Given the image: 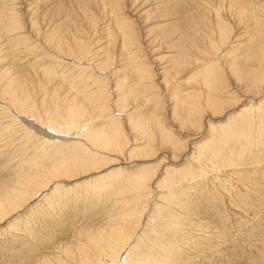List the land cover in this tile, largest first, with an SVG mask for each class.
Instances as JSON below:
<instances>
[{
    "label": "rangeland",
    "instance_id": "obj_1",
    "mask_svg": "<svg viewBox=\"0 0 264 264\" xmlns=\"http://www.w3.org/2000/svg\"><path fill=\"white\" fill-rule=\"evenodd\" d=\"M218 18H221L227 28L234 29L233 36L245 32L238 43H227L223 50L225 54H229V51L238 45L240 49L236 52L231 50V56L244 57L252 38L258 36L264 39V0H0V71L2 68H8L6 71L12 75L8 74L15 78L14 80H21L24 90L32 98H39L45 91L50 97L59 94V99L71 100L74 96L78 99L87 97V100H90V94L99 87L100 81L102 87H107L109 94L117 90L115 82L119 76L114 73L119 71L117 55L123 46V34L112 23L123 19L127 25L123 21L118 24L129 28V32L138 39V44L135 43L136 39L131 43L125 42L127 46L133 45L130 52H136L137 58L133 66L138 67L136 71L148 74L150 79L144 83L149 86L152 84L155 89L146 90L135 84L123 111L118 112L111 106L112 110L107 111L109 113L106 112V115L104 113L105 119H98L90 126L105 134L112 131L111 134L122 135L125 132L127 136L130 135L126 142H132V138H142L143 145H149L146 150L154 147L163 151L153 158L147 157L146 160H141V156H136L138 159L131 158L134 154L131 153L130 156H121L120 161V157L117 156L116 159V156L110 154L115 159L110 162L109 153L100 150L98 155L97 148L96 154L88 156L85 151L89 148L80 147L78 144L87 143L85 134L62 125L61 130L53 129L23 114L31 118L28 120L32 121L37 129L42 126L43 128L38 130L48 134L50 139L51 135L56 136V140L48 142L47 137L39 136L21 124L22 121L18 118L21 112L15 111L12 105L8 102L6 104V101L4 103L0 97V111L8 112H2L3 115L0 113V202H4V198L10 195L8 190L15 188V184L27 175L33 178V182H39V189L25 187V190H28L26 197L31 199L19 205V209L14 212L0 211V264H55L59 260L63 261L68 251L77 255L79 246L89 247L88 234L108 233L110 230L107 228L118 222L119 218L122 219L120 216H133L134 213L138 220L142 215L140 226L144 225L143 230L133 223L131 227L124 225L125 231L121 230L123 234L126 232L128 237L132 236L128 238L133 243L129 241L132 245L129 250L131 256L129 251L125 255L127 248L123 250L126 245L122 244L124 247L119 246L120 249L115 250L114 256L106 255L103 260H99L100 263L128 264L129 260H136V263H131L264 264V129H260L262 144L256 141L259 132H253L247 139L244 137L246 140H243L242 135V138L236 136L223 149L227 158L224 162L207 160L208 150L218 143L217 133L232 126L235 117L243 115L249 105L258 104L261 97L257 102H253L248 100L249 97L245 94L239 95L237 99L240 105L234 110L232 108L222 114L223 116L219 114L213 120L207 116L205 123H210V126L204 123L202 130L197 126L192 128L183 124L187 102L195 99L197 101L196 95L192 93H206V90H203V80H200L204 76L203 66H206L208 61L211 63L216 60L215 57L219 58L220 54L214 50H205L211 55L199 56L196 58H201L199 62L188 61L184 70H172L167 67L177 63L178 58L175 56L182 45L180 34H191L194 21L198 24L201 35L206 34V39L203 37L206 43L202 40L205 44L201 46L208 47L209 39L215 43L216 39L218 40ZM54 31L56 36H62L67 44L72 43L73 39H86L93 52L104 46L103 57L106 53L117 57L112 64H107L109 70L104 71L100 69V62L95 57H90V62L59 56L56 54L57 43L53 44L47 37L51 33L55 35ZM46 37L51 45L45 44ZM212 53L216 54L215 57ZM253 56L257 61L254 67L264 66V44ZM196 63L200 64L199 68ZM141 67L145 70H141ZM164 67L168 69V73H165ZM256 70H241L235 75L254 79L258 76ZM137 74L133 72L129 75L128 81ZM73 76L77 78L74 80ZM187 90L193 91L187 93ZM242 90L239 88L238 92L242 94ZM111 96L115 97V94L112 93ZM131 116L133 120L126 121ZM93 117L88 119L92 120ZM116 118L117 121H113ZM16 121L19 123H15ZM120 127L124 129L123 132ZM200 131L202 133L198 134ZM165 135L179 144H187L186 151L173 154L172 147L164 145V141H161ZM190 139L193 140L186 143ZM249 141L253 143L250 144ZM66 142L75 149L79 148L75 150L66 146L69 149H63L67 145ZM75 143L78 145L75 146ZM68 150H72L73 154L79 150L81 152L74 156L72 151L69 153ZM100 155L105 157L104 160ZM76 158L80 163L81 160L83 162L87 159L85 162L95 166L73 171L72 175L93 169L97 170V173L90 171L87 177H70V180L67 172L60 167L74 165ZM90 159L95 160V163ZM100 159L105 162L102 170L99 169L103 164ZM69 160L72 163H69ZM105 160L109 162V166ZM85 162L82 164H87ZM117 173L118 175H115ZM142 175L153 179L147 185L149 190L143 185L144 179L142 180L145 194H150H143L144 198L139 195V192L143 191L142 187V190L136 191L138 181L140 180V184L141 177H144ZM115 182H118V185ZM136 182L137 184H134ZM115 187H118L117 190ZM136 198H140V205L138 201V205L134 203ZM163 209L165 213L159 212ZM108 234L113 235L112 232ZM109 244L114 247L113 243ZM144 253L148 256L143 258ZM92 255L95 257V254ZM125 256L128 259H124ZM85 258L87 261L90 259L86 256L79 257L80 260ZM117 258L118 260H115Z\"/></svg>",
    "mask_w": 264,
    "mask_h": 264
},
{
    "label": "bare ground",
    "instance_id": "obj_2",
    "mask_svg": "<svg viewBox=\"0 0 264 264\" xmlns=\"http://www.w3.org/2000/svg\"><path fill=\"white\" fill-rule=\"evenodd\" d=\"M12 17H14V16H12ZM116 18L114 19V21H116ZM118 20H119V17H118ZM118 20H117V22H115V23L113 22L112 24H114L115 28H117L120 32H122V34H123V43H122V45L123 46L121 47V49H120L121 52H119V54L116 51V54H118L117 55L118 56L117 63H118L119 71L114 73V75H118L119 77H118V79H116V82H115V88L117 90H113V92H112V93L115 94V97L111 96L112 93L109 94V91L106 89L107 87L104 88V87L101 86L102 83L100 81V82H98L99 83L98 84L99 87L96 88V90H94V92L92 91V93L90 94L91 95V99L90 100H87V97H85L86 99H84V98L78 99V98H76L74 96L72 97L71 100H67L65 98L59 99L60 98L59 94H53L52 97H50V94H48V92H45V91H44V93H42V95H40L39 98H36V97L32 98L31 95L24 90V86H23L21 80H19V79L14 80L15 78H12L8 74V73H11L9 71H6L8 68L6 70L4 68H2L1 71H0V78H1V81H0V97H1V99H3L2 100L3 102L6 101V104L8 102V104L10 106L12 105V107L15 108V111L18 110L19 112H21V115L20 114H19V116L17 115L18 118L23 122V123L20 122L21 124H24L25 127L28 128L29 130L32 129L33 132L35 131L37 133V135H39V136L41 135L42 137H47L46 141H48V142H52V139L56 140V136L51 135L52 139H50L48 134H45V133H43V131L40 132L38 130L40 127L43 128L42 126L39 127V125L37 124L38 126L37 125L36 126L39 127L37 129L34 126L33 122L28 120V119H31V118L26 117L24 115L30 116L32 118H35L39 123H41L43 125H46L48 127H51L53 129H57V130L60 129L61 130L60 127L62 125V126H67L70 130L79 131L78 133L85 134L84 137H85L87 143H85V144L79 143L78 141H80V139H77L78 140L77 142L80 145V147L86 146V147L89 148L88 150L85 151V154L88 155V156H93L94 154H96L95 152H97V151H98L97 152V154H98L99 151L101 150V151L109 153V156H110V154H112V156L114 155V157L116 156V159L118 157H120L119 160L122 159L121 156H124L125 154H129V156H130L131 153H134L131 156V158L132 157L134 158L136 156H141L140 157L141 160L142 159L146 160L147 157L153 158V157H155V155L157 156L158 153L163 152V151H161V150H159L157 148H154V147L151 148L150 150H146V148H149V145L148 144L147 145H143L144 142H143L142 138H140V139H136L135 138L136 140L132 138L131 139L132 142H126L125 140H127V137H129L130 135L128 133L129 136H127L126 133L123 132L124 129H122V128H124V127H122V126H121L122 128L120 127L121 128L120 130H122V132L124 133L122 135L115 134V133L111 134L112 131L110 132V134L109 133L105 134V132L95 131V129H93V126H90V124H92V123L94 124V122H96V120H98V119L99 120L100 119H105L104 113L106 115V112L111 109L110 108L111 106L114 107L116 109V111H118V112L119 111H123L124 108H126V106H127L128 100L130 99L129 97L131 95V91H132V89H133L135 84L141 85V87L143 89H146V90H154L155 89L152 84H151L152 86L151 85L149 86V84L146 85L144 83V81H148L150 79L148 77V74H145V72H143V71H136V69H138V67L133 66V62L135 63L136 62V58H137L136 57V52H130V51H132L131 47L133 45L127 46V45H125V42L126 43H131L136 38L133 36V34L131 32H129V28L126 29V26H122L121 27L118 24V22L120 23V21H123V23H125L124 20L123 19H121L120 21H118ZM193 24H194L195 29H194V27L192 28V33L191 34L190 33L189 34H184V33L180 34L179 39L182 41V45L179 48L177 56H175V57L178 58V61H177V63L172 64L171 66H167L168 69H172V70H175V69L178 70L179 69L180 70L181 68H183L181 70H184L185 69L184 67L186 66V63L188 61L197 62L198 60L200 61V59H201L200 58V59L196 60V58H198L199 56H203V55L204 56H210L211 55V54L208 55L209 53L206 52L205 50H211V51L214 50L215 53H217V54L219 53L220 55H219V58H217V57H215L216 54L212 53L216 60L212 61V59H211V61H212L211 63H209V61H208L209 64L206 62L208 64V66H207L206 63H205L206 66H203V67H205V69L202 67L203 68L202 71L204 72L203 73L204 76H203V78H200V80L201 81L203 80L202 83H204L203 86L205 88L203 90H206V91H204L206 93L205 94L204 93L203 94L202 93H198V92H196L194 94L192 93V95H194V96L196 95L197 101H195L196 100L195 99L194 101H192L190 103L187 102L186 99H184L187 102V107L185 106L186 107V112H185L186 117H185V120H184L183 124L189 125L192 128L194 126H197V127H199V130H202V128H204L203 125L205 123V118L207 116H209L210 119L213 120V119H216L217 118L216 116H219V114H220V116H223L222 114L232 110V108L234 110V108H236V106L238 104L240 105L239 100L237 99L239 97V95H243L244 96V94H245L246 97H249L247 99L250 100V101L252 100L253 102H255V101L257 102L259 100V98L261 97V100L258 102V104L254 105V103H253V104L249 105L247 107V109L245 110V112L243 113V115H239V116L235 117V119L233 120V124H235V125L232 124V126H229L226 130L223 131L221 129L220 130L221 133H217L218 134V139H219L218 143L215 145V147L212 146L208 150L207 153L209 154V157H207V160H210L209 162H211L213 160L218 161V162H224L227 158L224 156L225 154H224V150L223 149L225 148L226 145H228L229 142L231 143L232 139H235L236 136H238L237 138H240L241 137L240 135H242L243 138L246 137V139H247L248 137H250L252 135L253 132H259V134H257V140L256 141L257 142L259 141L262 144L261 139H260V138H262L261 137L262 131L260 129H264V103H263V101H264V96H263L264 95V92H263L264 91V66L254 67V65L257 64V61L255 60V58L253 56V53H255L260 48V46L262 44H264V39L260 38L258 36H256L255 38H252L251 43L249 44L250 48L248 49L247 53H245L244 57H242V56L234 57V56H231V52H232L231 50H233V48L229 51V54H225V52L223 53V50L228 45L227 44L228 42H231L232 44L238 43L239 40H240V37L245 35V32L242 31V32L239 33L238 36H233L232 33H233L234 29L233 28H227V26L223 23L221 18H218L217 21H216V27L218 29V35H217L218 36V40L216 39V42L213 43V41L211 39H209L210 40V41L208 40L209 44L208 45L206 44L208 47H205V46L202 47L201 44L203 45V44L206 43L204 41L206 39V37H205L206 34H204V36H202L201 35L202 33L200 31V28H199L198 24L195 21H194ZM125 25H127V23H125ZM228 26H230V25H228ZM107 28H108V25H107ZM19 30H20V28H19ZM55 31H54L55 35H53L51 33L47 37L51 40V42H54L53 44L57 43L58 53H56V54H58L59 56L62 55L63 57H69V58H73V59L75 58V59H77L79 61L81 59V60L90 61V62H92V61L89 58L90 57H95V59L97 58V60L100 62V64H99L100 69H103L104 71H108L109 70V66L107 64H109V63L112 64V62L115 59V57H117V56H112L109 53L108 54L106 53L105 54L106 56L103 57V49L105 50L104 46L101 47L99 50L93 52L92 49H90V45H89L88 40H86V39L85 40L73 39L72 43L68 42L69 44H67V42L65 41V39H63L62 36H56V32ZM47 37H46V40H45V44L46 45H51L50 42L48 41ZM203 37L205 38L204 40H203ZM53 39H56L57 41L55 42ZM16 41H17V39H16ZM18 41H19V36H18ZM201 41H202V43H201ZM137 42H138V39L135 40L136 44H138ZM59 46H60V48H59ZM138 46H140V45H138ZM50 47L52 48L53 46H50ZM134 48H135V44H134ZM238 49H240V46L237 45V47L235 46L233 51L236 52ZM209 58H211V57H209ZM227 58H229V59H227ZM258 61H261V60H258ZM201 62H203V61H201ZM196 64H197L196 67L200 66L199 63H196ZM187 68H188V65H187ZM253 68H256L257 69L256 71L258 72V76L256 78H254V79L240 78V77H237L235 75V73L238 72V71L251 70ZM140 69L141 70H145L144 67H141ZM168 69L166 70V68H165V70H166V71L164 70L165 73H168ZM198 71H199V69H198ZM200 71H201V68H200ZM81 72H83V71H81ZM133 72H135V73L137 72L139 75L137 74L132 80L128 81V76L133 74ZM11 75H12V73H11ZM82 75H83V73H82ZM78 76H80V73H79ZM76 78L77 77H74V80ZM7 80L9 82H7ZM78 80H80V79H78ZM164 80H165V77L163 78V81ZM4 83H7V85L4 84ZM202 83L200 84L201 85L200 87H202ZM84 84L86 85L87 83H84ZM81 85L83 86V84H81ZM92 85H94V84H92ZM197 88H199V86H197ZM239 88L243 89L242 90L243 91L242 94H240L238 92ZM82 89H84V88H82ZM88 89H89V87H88ZM193 90H195V88ZM193 90H191V91H193ZM191 91L190 92L188 91L187 93H191ZM116 92H117V94H116ZM85 94H86V91H85ZM39 101L42 103V105H41V103H39ZM182 102H183V100H182ZM227 104L228 105L230 104L231 108ZM0 106H2V105H0ZM3 106H4V104H3ZM5 106H7V105H5ZM12 107H8V109L9 108L11 109ZM136 107H138V106H136ZM14 108H13V110H14ZM4 109H5V107H4ZM2 112L6 113L4 111H2ZM2 112L0 111V113H2ZM9 112H10V114H12L11 111H9ZM49 112H51V113L49 114ZM109 112H107V113H109ZM208 112H209V114H208ZM3 113H2V115H3ZM16 114H18V113H16ZM118 114H120V113H118ZM14 115L15 114H13V116ZM95 115H96V117H93ZM10 117H12V116H10ZM91 117H93L94 119L89 120L88 118H91ZM117 118H119V116ZM117 118L115 120H113V121H117ZM219 118H221V117H219ZM12 120H14V118ZM132 120H133V116L128 117L126 119V121H128V122H130ZM15 123H19V122L16 121ZM207 123H205V124H207ZM209 124L210 123H208V125ZM113 125L115 126V123ZM108 127H109V125H108ZM109 129H111V128H109ZM201 133H202V131L198 132V134H201ZM165 134H166V132H165ZM163 136H162V140L161 141H164L163 142L164 145L168 144V145H170V147H172L171 149L173 150V154H175V152H178L179 154H181V153H184L186 151L187 144L182 145V144H179L177 141H175L171 137L169 138V137H166V135H165V138H164ZM68 137H69V133H68L67 138ZM78 138H80V137H78ZM49 139L51 141H49ZM246 139L244 138L243 140H246ZM192 140L193 139H190V140L186 141V143L189 142V141H192ZM60 141H61V139H60ZM252 141H253V138H252ZM67 142H68V140H67ZM67 142H66L67 145H65L63 149H65V148L69 149V147H66V146H70V149H71L72 146L68 145ZM146 142H147V140H146ZM249 142H250V144L253 143L251 141H249ZM76 143H75V146L78 145ZM92 145H93L94 148H92ZM239 145H241V144H239ZM246 145H247V143H246ZM233 146H234V144H233ZM72 148H74V147H72ZM76 148L78 149L79 147H76ZM96 148L99 149V150L95 151ZM245 148H246V146H245ZM245 148H242V149H245ZM77 149H75V150H77ZM190 149L192 150L193 148L191 147ZM72 150H70V151H72ZM70 151L68 150L69 153H70ZM91 151H93V152H91ZM77 152L79 153L81 151L79 150ZM71 153L73 154V151ZM74 153H75V151H74ZM75 154H73V155L76 156ZM85 154H83V155L85 156ZM106 155H108V154H106ZM88 156H87V158H88ZM79 157L78 158L81 159V155ZM73 158L75 159V157H73ZM89 158H91V157H89ZM99 158L100 157L97 158L98 161H99ZM104 158H103V160H104ZM66 159L68 160V158H66ZM97 159H96V161H97ZM110 159H109L110 162L115 160L113 158H112V160H110ZM106 160H108V158ZM70 161L71 160H69V163H72ZM74 161H73L74 165L70 164L69 166L68 165L67 166L66 165L62 166L63 162H64L63 161L62 165H61L62 167H60V169H63V170H65L67 172V175H68L69 179H70V177L72 179V178H77V177L83 176V175H86V177H87L89 175L90 171H95V173H97L96 172L97 170L93 169V170H87L86 172H83L82 174H79V175H72L73 171H82V170L86 169L87 167L95 166V164H91V163L89 164V163H87L85 161L82 162V160H81V163H80V162H78L77 158H76L77 162L74 163ZM90 161H93V160L90 159ZM94 161H93V163H95ZM120 161H122V160H120ZM120 161H118V162H120ZM137 161H139V160H137ZM148 161H149V158H148ZM229 161H230V159H229ZM65 162H68V161H65ZM84 162L87 163V164H82ZM88 162H89V160H88ZM106 162H108V161H106ZM114 162L116 163V161H114ZM114 162H113V166L115 165ZM102 163H103V161H102ZM104 164H105V162L101 165V167L99 169L104 168ZM107 165L109 166V162H108ZM71 168H73V169H71ZM57 169H59V168H57ZM99 169H98V171H99ZM114 172L116 173L115 169H114ZM64 175H65V173H64ZM115 175H118V173L115 174ZM142 176H144V175H142ZM128 179H129V176H128ZM135 179H137V177ZM143 179H144V182L142 181ZM152 180L153 179H150L147 176H144L143 178L141 177V183L139 184V182H140V180H139L138 181V185L136 186V189H137L136 191L142 190L143 189V185H145L147 187V185H149L152 182ZM134 181L135 180H133V182ZM142 182H143V185H142ZM38 183L39 182H33V178L30 177V176L28 177V175H27L26 178H23L20 181H18V183L15 184L16 185L15 188H12L11 191L8 190V192H10V195L6 196L4 198V202H0V211L4 210L3 213L4 212H10V211L14 212L15 210L19 209L18 208L19 205H21L24 201L26 203L27 200L31 199V198L27 199L28 190L27 189L25 190V187L28 186V189L33 188V187H36L37 189H39V184ZM119 183H120V180H119ZM127 183H128V181H127ZM116 184L118 185V182ZM134 184H137V182L134 183ZM141 187H142V189H141ZM117 188H116V190H117ZM147 189H148V187H147ZM4 191H6V190H4ZM134 192L135 191L133 190V193ZM145 193H146V190L143 189L142 192H139V195H141V197L144 198L147 195ZM143 194H145V196H143ZM149 195L150 194H148L147 196H149ZM147 199H148V197H147ZM133 200L135 201V197H134ZM133 200L131 202H133ZM139 200H140V198H139ZM139 200H137V198H136V202H134V203L136 204L137 201L139 202ZM160 200H162V198ZM142 202H143V199L141 200V203ZM136 205H138V204H136ZM139 205H140V202H139ZM143 205H144V203H143ZM143 205L141 204L142 207H143ZM139 207H138V209H139ZM161 208H163V207H161ZM141 209H143V208H141ZM165 209H167V208H165ZM145 211H147V209ZM164 211L165 210L163 209V211L160 210L159 212L162 213ZM4 215L5 214H3V216ZM130 215H132V214H130ZM141 216L142 215L139 216V220L135 216V213H134L133 216H129V215H125V214L123 216H120L122 219L119 218L118 222L113 223L114 224L113 226H109V229L106 227L107 230H110L109 232H112L113 235L108 234L109 232L108 233H103V234H106L105 236H103L102 233H96V234L94 233L92 235L88 234L87 242L89 243V247H80L79 246V248H78L79 250H77L78 251L77 255L73 254V252L71 253L70 251H68L67 252L68 255H66V258L63 261L62 260H59L58 262L56 261L57 263H55V264H65L64 261H69V262H71L73 264H98V263L102 264V263H100L99 260H103V258H105L104 256H106V255H112L113 253H115V250L118 249L119 246L120 247H122V246L124 247V245H122V244L126 245L124 247V249H123V250H125L127 248L126 251H125V255H126L127 252L130 250V248L132 247V245H130L131 241L128 239V238H132V236L128 237V234H126V232L123 234L121 232V230L124 228V225L131 227L132 223L133 224H137L136 226L141 227V230H143V226L144 225L142 224L140 226V222H141V219H142ZM161 217L162 218L164 217L166 219L165 216H161ZM167 225H169L168 222H167ZM145 226H147V224ZM134 229H136V228H134ZM160 229H162V228H160ZM123 231H125V230L123 229ZM164 231H166V230H164ZM168 231H169V229H168ZM97 234H99V235H97ZM109 243H113L112 245H114V247H112ZM134 244H136V242ZM136 247H138V244H137ZM119 253H121V251ZM123 253H122V257L124 255ZM137 253H139V252H137ZM92 254H95V257ZM129 254L131 256V252L130 251H129ZM143 255H144L143 256V258H144L145 255H147V254L144 253ZM80 256H86V257H89L90 259L88 261H87L86 258L84 260H80L81 259V258L79 259ZM113 256H114V254H113ZM116 256H118V254L115 255V257ZM120 257H121V254H120ZM126 258L128 259V257L125 256L124 259H126ZM143 258H141V259H143ZM164 259H165V257H164ZM110 260H111L110 262H112V258ZM115 260H118V258L115 259ZM113 261H114V258H113ZM138 261L140 262V260H138ZM131 262L136 263V260H133V261L129 260L130 264H132ZM120 264H121V262H120Z\"/></svg>",
    "mask_w": 264,
    "mask_h": 264
}]
</instances>
